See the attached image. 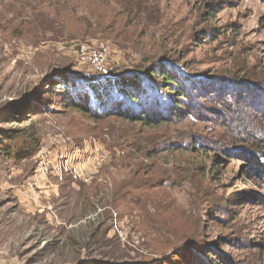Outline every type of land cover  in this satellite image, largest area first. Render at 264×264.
<instances>
[{"label":"rangeland","instance_id":"374dc122","mask_svg":"<svg viewBox=\"0 0 264 264\" xmlns=\"http://www.w3.org/2000/svg\"><path fill=\"white\" fill-rule=\"evenodd\" d=\"M167 62L196 88L193 116L147 127L112 105L95 120L63 95L64 77L87 91ZM263 105L264 0H0V142H41L19 162L0 150V181L21 186L0 264H264V181L242 128L262 126Z\"/></svg>","mask_w":264,"mask_h":264},{"label":"trees","instance_id":"16d2710c","mask_svg":"<svg viewBox=\"0 0 264 264\" xmlns=\"http://www.w3.org/2000/svg\"><path fill=\"white\" fill-rule=\"evenodd\" d=\"M167 63V65H164L163 63L158 64L154 68L149 69L146 72H141V74H137L136 76L123 75L113 78L90 79L85 82L87 91L83 89L78 92L73 85H70V79L68 77H64L65 84L67 85L64 87L63 95L68 98V105L82 112L90 113L91 118L95 120H102L107 117L109 115V110L106 111V109H108L109 106L112 107V105L117 107L115 110H117L118 117L129 119L131 121H139L147 127L160 126L171 122L174 116L182 119H184L183 116H193L194 111H191L190 106H192L194 102L189 103L188 101L190 99V95L197 96L195 91L196 88H193L192 90L189 85V80L180 75L174 64L169 62ZM147 72H149V74ZM153 76L157 78L159 83H161L165 89L169 90L170 98H168L165 103L163 96L161 97L159 95L155 85H150L149 83L150 78ZM158 81H156L157 84ZM157 95L161 97V100H157ZM116 98L117 103L114 102V99ZM124 98H128L129 101H131L130 103L137 106L138 110H135L134 115H128V112H120L119 109L123 107L124 101L122 100ZM203 98L204 97H201V99ZM192 100L195 99L193 98ZM168 101L173 102L175 105H168ZM227 104V101H223L219 105L225 107ZM93 105L98 107L100 114L97 115V113L95 114L88 109ZM250 108L252 109V107ZM262 114L263 115L261 116H264V113ZM242 128L243 131L247 133L248 137L252 139L254 143L253 146H255L251 151L248 150L246 152V150H243L249 154L243 158L251 162L249 165L250 168L248 169L249 172L256 174L264 181V123H262V126L258 127V129L253 132L254 134L248 130L249 128L245 127L244 121L242 122ZM23 131L24 130H20L15 133V135L9 134L8 143L4 144L3 142H0V150L5 152V155L10 159H14L17 162L24 160L26 156H33L37 154L41 144L39 138L32 135V137L27 139V135H23L20 137V140H23L21 147H17V145H15L13 149H10V146L14 141L13 138H16L14 136H17L18 138V136L24 134ZM18 140L19 139L15 141L19 143ZM116 207L117 206H115V208ZM111 219H105V222H109ZM105 222L99 223L98 226L95 227L94 238L95 236L97 237L100 235L106 224ZM219 264L227 263L220 261Z\"/></svg>","mask_w":264,"mask_h":264},{"label":"crops","instance_id":"0c3cea01","mask_svg":"<svg viewBox=\"0 0 264 264\" xmlns=\"http://www.w3.org/2000/svg\"><path fill=\"white\" fill-rule=\"evenodd\" d=\"M20 187V185L10 184L8 180H6V182H4V179L0 181V235L3 234L4 236L3 239L0 238V242L7 245L11 242V239H9L11 229H13L17 222H20V219L13 215L12 211L9 209L10 199H8V197L10 196L8 195L10 191H13L14 195H16ZM18 202L24 205L21 198H19ZM20 204H18V208L22 207ZM45 209L46 206L42 205L41 209H39V213H43ZM8 256H10V252L3 251L0 248V260H4Z\"/></svg>","mask_w":264,"mask_h":264},{"label":"built area","instance_id":"2783aa9c","mask_svg":"<svg viewBox=\"0 0 264 264\" xmlns=\"http://www.w3.org/2000/svg\"><path fill=\"white\" fill-rule=\"evenodd\" d=\"M113 225H114L115 228L117 229V220H114Z\"/></svg>","mask_w":264,"mask_h":264}]
</instances>
